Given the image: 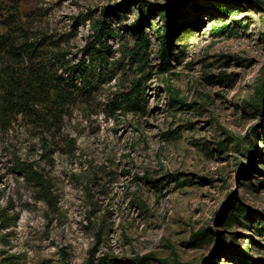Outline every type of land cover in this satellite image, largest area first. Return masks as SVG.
Here are the masks:
<instances>
[{
    "label": "rangeland",
    "instance_id": "374dc122",
    "mask_svg": "<svg viewBox=\"0 0 264 264\" xmlns=\"http://www.w3.org/2000/svg\"><path fill=\"white\" fill-rule=\"evenodd\" d=\"M114 4L122 7L107 18L119 32L109 39L112 73L91 101L51 130L18 116L0 131V264H244L236 254L244 249L264 260V111L254 107L264 11L247 0H211L198 12L190 0H0V20L16 12L32 36L62 35L80 58L89 24ZM142 9L150 12L143 65L127 55L137 42L127 26ZM174 9L187 38L175 37L170 51L180 56L161 75L160 33ZM138 82L145 112L114 108ZM238 207L257 216L255 229L244 217L227 225ZM201 230L209 236L191 244Z\"/></svg>",
    "mask_w": 264,
    "mask_h": 264
},
{
    "label": "trees",
    "instance_id": "16d2710c",
    "mask_svg": "<svg viewBox=\"0 0 264 264\" xmlns=\"http://www.w3.org/2000/svg\"><path fill=\"white\" fill-rule=\"evenodd\" d=\"M190 10L193 12L201 9H209L205 3L211 0H190ZM204 1L205 3H201ZM236 2L243 0H235ZM264 11V0H247ZM216 11L228 12L229 7L221 4H211ZM122 5L114 4L104 9V18L98 19L89 24L91 33L82 48V56L70 57L67 48V41L62 35L57 34H36L32 36L28 27L15 12L7 20H0V131L11 125L12 121L21 116L31 120L35 125H40L51 130L60 126L68 110L79 102L89 103L94 93L101 87L103 80L109 79L112 73L109 68V53L111 44L109 39L118 36L114 28L108 22L109 14L118 15ZM150 12L142 9L140 17L130 22L128 29L137 35L135 45L127 50V55L132 60L145 64L148 61V48L150 39L142 29L145 23L149 22ZM82 24L85 23V19ZM185 17L174 9L166 16L163 26L164 32L160 33V54L161 64L159 73L164 75L172 67L171 57L176 59L180 51H170L178 47V39L187 38L184 34ZM227 32L235 33L229 25L224 26ZM184 35V36H183ZM177 37L178 39H175ZM169 91L172 92L170 89ZM257 100L255 109L264 111V85L257 88ZM120 99L113 103L114 108L124 109L130 112H145L146 100L145 91L140 82L134 83L129 90L121 93ZM173 100L174 96H173ZM220 145L222 143L220 142ZM255 151V145L250 140L248 153ZM264 155V151H258ZM22 171L27 178L37 182L39 189L45 191L48 188L44 176L34 170L29 163L22 164ZM257 169V168H255ZM264 183V181H263ZM47 200L50 196L44 194ZM246 219L248 227L253 226V220L257 217L252 211L238 207L230 212L226 222L227 225ZM264 220V217H261ZM258 231L260 235L262 230ZM209 236L208 230H201L193 233L190 243L197 245L199 241ZM250 239L253 237L250 236ZM219 248H217L218 252ZM237 260L244 264H264V260L256 259L249 254L247 249L240 250ZM246 258V259H245ZM248 258V260H247ZM139 259L138 264H143ZM167 264L164 260H159Z\"/></svg>",
    "mask_w": 264,
    "mask_h": 264
}]
</instances>
